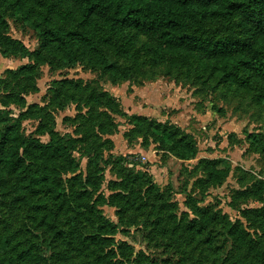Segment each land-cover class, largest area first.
Instances as JSON below:
<instances>
[{
  "label": "rangeland",
  "instance_id": "1",
  "mask_svg": "<svg viewBox=\"0 0 264 264\" xmlns=\"http://www.w3.org/2000/svg\"><path fill=\"white\" fill-rule=\"evenodd\" d=\"M5 39L31 55H0V100L9 96L0 109L19 117L23 132L43 143L51 131L75 140L78 169L60 183L73 194L83 193L78 231L98 233L100 215L117 224L118 232L110 248L84 254L59 248L41 222L56 202L35 186L22 192L28 174L5 177L0 179V264H29L30 254L37 264H145L147 259L264 264L262 86H227L190 57L167 56L154 66L140 51L125 58L106 51L108 60L127 72L122 80L83 61L36 62V32L0 0V40ZM31 63L30 78L7 73ZM14 96L25 106L14 103ZM154 128L185 136L194 145V159L178 160ZM83 153L123 156L126 163L102 165L98 173L91 168L88 174ZM138 173L149 182H130ZM73 176L81 182H69ZM86 179L95 184L88 186ZM73 215L58 217L56 227L67 229ZM202 216L214 222L192 238L185 229ZM218 220L236 227L243 244L224 237Z\"/></svg>",
  "mask_w": 264,
  "mask_h": 264
},
{
  "label": "trees",
  "instance_id": "2",
  "mask_svg": "<svg viewBox=\"0 0 264 264\" xmlns=\"http://www.w3.org/2000/svg\"><path fill=\"white\" fill-rule=\"evenodd\" d=\"M2 1L36 32L38 51L32 55L36 62L44 61V57L65 64L83 61L112 79L122 80L127 72L109 61L106 51L120 58L140 51L154 66L167 56L190 57L201 67L218 74L227 86L247 90L251 84H258L264 88V0ZM0 55L24 58L31 53L21 44L5 39L0 40ZM7 73L30 78L35 73L34 63ZM8 98L0 100L3 107ZM14 103L25 106L20 96H14ZM21 124L10 110L0 109V179L28 174L26 187L20 188L22 192L35 186L51 196L57 206L45 210L41 222L59 248L78 254L110 248L118 225L99 215L98 233L81 234L77 222L81 218L79 207L83 193L73 194L60 183L64 182L65 173L74 174L78 169L79 162L73 154L75 140L51 131L48 141L43 143L39 138L26 135ZM153 131L178 160L194 159V145L185 136L165 128ZM82 155L87 159L88 174L91 168L98 173L102 165L114 167L126 163L123 156ZM26 161L30 166H26ZM146 180L145 175L138 173L130 182H149ZM69 182L80 183L81 180L73 176ZM85 182L88 186L95 184L89 179ZM71 214L74 215L69 218L67 229L56 227L58 217ZM202 219L203 216L186 227L192 238L201 237L214 222L212 217L207 221ZM217 222L224 237L243 244L236 227H229L228 222L222 224L221 220ZM29 264H37L32 254ZM145 264L156 262L147 259Z\"/></svg>",
  "mask_w": 264,
  "mask_h": 264
}]
</instances>
